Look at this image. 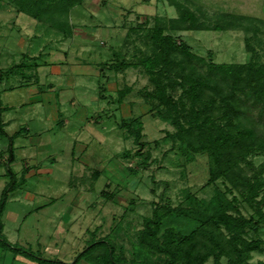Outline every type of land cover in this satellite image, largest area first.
<instances>
[{"label":"rangeland","instance_id":"obj_1","mask_svg":"<svg viewBox=\"0 0 264 264\" xmlns=\"http://www.w3.org/2000/svg\"><path fill=\"white\" fill-rule=\"evenodd\" d=\"M186 13L197 25L209 26L225 15L243 19L223 31L175 29L187 27ZM251 19L261 24L255 26ZM175 20L179 25L170 22ZM65 21L68 35L0 1V68L14 71L0 83V101L8 108L1 121L7 124L3 130L8 136L19 132L12 139L11 162L8 139L0 136V193L8 181L7 169L17 182L27 168L24 183L6 195L0 217L4 238L42 258L70 263L90 238L102 236L116 248L121 246L128 257L132 252L128 237L135 234L152 202L211 212L218 203L235 198L236 211L251 216L242 202V189L231 187L224 178L210 183L205 153L184 152V144L172 139L176 128L163 116V107L141 98L140 92L151 86L138 60L151 51L146 34L158 28L205 64L247 62L246 43L256 61L264 62V0H82L67 11ZM254 27L260 29L256 35ZM182 52L171 56L185 62ZM114 54L131 65L108 69ZM205 80L218 81L219 75ZM125 87L128 93L115 102L118 90ZM33 95L40 96L39 101L30 98ZM208 97L203 94L194 108L208 105ZM185 103L188 109L189 99ZM250 111L255 118L256 109ZM261 124L264 134V119ZM128 131H137L145 145H134L135 136ZM135 151L148 153L144 165ZM245 160L252 162L253 170L237 161L235 172L249 177L262 166L264 179V152ZM101 191L112 193V198L101 199ZM162 224L187 235L198 222L173 213ZM258 235L264 242V230ZM248 262L264 263V251L253 253ZM0 264L35 263L0 248ZM205 264H212L211 258Z\"/></svg>","mask_w":264,"mask_h":264},{"label":"trees","instance_id":"obj_2","mask_svg":"<svg viewBox=\"0 0 264 264\" xmlns=\"http://www.w3.org/2000/svg\"><path fill=\"white\" fill-rule=\"evenodd\" d=\"M0 1H7L17 13L68 35L69 28L65 21L67 11L80 4L82 0ZM171 5L176 6L175 2H171ZM186 15L190 18V22L187 23L185 19L180 21L186 22L187 27L180 26L177 20L170 21L179 25L175 26V29L179 27L190 30L223 31L231 29L233 26L231 24H238V21L243 19L235 15H225L217 19L214 24L207 26L195 24L193 16L188 13ZM250 21L255 26L261 24L255 19ZM259 30L252 28V35H256ZM146 35L151 51L140 58L138 63L144 69L151 89H143L140 92L141 98L149 104L155 103L156 107H163V116L176 128L172 139L184 144L186 149L184 152L205 153L210 183L218 178H224L231 187L242 189L240 196L244 205L252 211L251 216L245 218L236 211L235 198H232L230 203H218L217 209L211 212H200L194 208H172L166 204L159 205L152 202L148 215L141 217L135 234L128 237L132 249L128 257L121 246L116 248V243L107 236H102L96 239L90 238L89 243L75 255L70 263L48 260L42 258L39 253L10 244L1 234L0 221L1 249H6L13 255H20L35 264H78L80 260L88 264H205L208 258H211L212 264H251L248 262L251 255L264 251V242L258 235L264 230V212L262 211L264 194L259 196L264 187V179L261 175L263 168L260 166L249 177L240 176L239 171L235 172L239 169L238 163H243L249 171L253 170L252 162L246 161V157L260 151L264 152V134L261 130L263 128H261V120L264 119V62L256 61L253 48L246 43L244 49L250 54L247 62L229 65L212 62L205 64L203 59L184 51L188 50L186 46L182 45L180 48L176 46L171 37L162 35L158 28ZM181 51H183L185 62L171 56L173 53L175 56L179 55ZM114 57V62L108 68L110 70L118 71L131 65L124 59H117V54H114ZM192 61L195 68L192 66ZM13 73L11 68H0V83ZM213 74L219 75V80L207 82L205 78ZM128 91L127 87L118 90L115 102L119 103ZM174 91H178L176 96L171 95ZM205 93L209 96L208 105H203L200 109L194 108V102L201 100ZM187 99H189V108L185 109ZM252 108L257 111L255 118L250 111ZM5 109L0 101V136L8 139V161L11 162L12 139L18 137L19 132L10 136L4 132L1 114ZM183 126L186 127L183 128ZM128 132L135 136L134 145L142 147L145 145L139 142L137 131ZM141 154L139 151L133 153L140 159L139 164L144 165L149 156L148 153ZM128 155V152L124 153V156ZM237 161L241 162L237 163ZM26 171L27 168H23L15 182L14 173L7 169L5 176H8V181L0 193V217L7 193L24 183ZM127 171L133 170L127 169ZM105 186H108V183ZM99 195L106 201L112 198V193L104 191H101ZM173 213L183 217L187 222H198V225L187 235L181 234L178 228L163 225L162 221ZM93 254L95 256L91 257ZM221 258L225 261H221Z\"/></svg>","mask_w":264,"mask_h":264},{"label":"crops","instance_id":"obj_3","mask_svg":"<svg viewBox=\"0 0 264 264\" xmlns=\"http://www.w3.org/2000/svg\"><path fill=\"white\" fill-rule=\"evenodd\" d=\"M75 69H76V68H75ZM65 72H66V71H65ZM66 73H67V72H66ZM69 75H74V74H73V72L70 71ZM66 78H67L66 80L68 81V77H66ZM71 78H72V77H71ZM69 79H70V78H69ZM70 80H71V79H70ZM36 95H37V94H36ZM36 95H33V96H31L30 98L39 101V99H40L39 97H40V96L35 97ZM42 96H45V95L43 94ZM44 99L46 100V104H47V105H50V104H51V102H50L47 98L44 97ZM44 99H42V103L45 102ZM38 101H36V102H38ZM2 106H3V105H2ZM3 107H5V106H3ZM5 108H6L5 110L8 109L7 107H5ZM58 124H61V123L58 122ZM3 125H4L3 128H5V127L7 126L6 122L3 121ZM22 131H23V130H22ZM14 133H15V132H14ZM14 133H12V134H14ZM12 134H11V135H12ZM7 136H8V135H7ZM16 138H17V137H16ZM14 139H15V138H14ZM79 148H80V147H79ZM71 149L73 150V148H71ZM74 149H76V148L74 147ZM80 149H81V148H80ZM32 161H33V160H32ZM33 162H35V161H33ZM32 167H34V165H33ZM32 167H31V168H32ZM26 172H27V171H26ZM31 174H32V173H31ZM25 176H26V175H25Z\"/></svg>","mask_w":264,"mask_h":264}]
</instances>
